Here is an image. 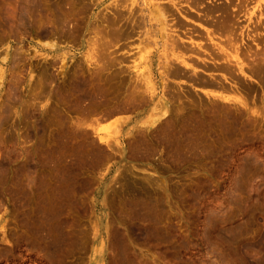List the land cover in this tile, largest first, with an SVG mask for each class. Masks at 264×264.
Segmentation results:
<instances>
[{
	"label": "rangeland",
	"instance_id": "374dc122",
	"mask_svg": "<svg viewBox=\"0 0 264 264\" xmlns=\"http://www.w3.org/2000/svg\"><path fill=\"white\" fill-rule=\"evenodd\" d=\"M4 1H0V7L5 5L0 8V25L4 24L0 26V69L6 70L5 81L0 83V264H264V120L259 119L258 127L256 122L258 129L253 130H257L254 136H250L251 132L247 129L243 133L248 131L249 135L243 136L242 133L245 127L242 128L243 122L245 119L247 122V116L252 115L250 111H260L264 115V16H259L260 10L264 15V0H231L234 2L231 4L230 0H174L180 3V12L188 18H183L177 9L171 7L167 31L174 38L183 39L185 46L190 44L192 37L202 45L207 44L205 49L208 47V50H212L214 43H223L231 35L229 38L234 41L235 47L241 48L242 53L249 48L261 53L257 56L254 54L252 59L255 62L246 61V64L254 66L258 63L257 69L261 75L249 77L251 73L246 68L248 75L244 76L233 67V76L238 77L237 82L227 85L233 87L229 94L219 91L216 86H200L205 87L203 90L208 94L237 95L247 103L250 111L244 112L242 106L238 105L240 109L231 105L236 113L237 108L243 110L240 115H243L242 122L238 117L241 126L232 129L235 132L242 129L241 132L238 134L239 131L235 133L231 130L232 134H228L232 136L229 137L226 129L215 125L212 132H206V140H200L202 144L200 142L201 147H198L201 150L198 148L193 154L176 150V140H171L167 128L173 125L172 122L178 126L182 124L180 117L186 112H194L197 116L200 113V118L206 108L202 106L205 98L209 100L204 104H210L207 109L213 99L202 94L205 96L203 98L196 93L188 84L187 75L169 78L163 64H167L174 52L178 54L180 51H177L178 47L172 50V42L169 44L170 40H164L156 26L143 27V31L137 26L133 27L134 21L140 19V0L135 5L138 8H133L137 11L133 15L130 9L120 7V4L130 3V0H47V3L46 0H38V5L42 7H36L35 18L40 19L41 23L49 26L51 18L59 11L61 15L65 13L64 16L69 17L67 20H71V26L77 25L74 27L77 31L65 37L63 35L55 43L26 31L13 33L5 21L9 20L8 13L11 8H16L18 2ZM172 1L168 0L169 6ZM8 7L9 11L6 9ZM117 7L121 10L117 11ZM104 14L110 18H106L108 24ZM97 15L100 17L97 18ZM91 16L93 21L97 18L99 23L95 25H100L98 29L107 25L105 29L110 31H106L104 37H109H105V40L111 50L108 51L106 47L105 52L110 54H107V58L111 56L116 60L114 65L106 57L103 58L105 62L101 59V64L87 62L88 55L94 51L92 44L96 35H100L93 30L95 25L92 26L94 22L90 21ZM203 27L214 31L213 43ZM129 30L134 35H129ZM126 34L131 38H127ZM252 36L256 37L259 46L252 42ZM165 43L169 45L166 47ZM52 44L56 47L55 51L42 50L49 49L48 46ZM17 53L22 60L16 62V67L12 60L13 54ZM115 56L120 60L123 58V61L114 59ZM97 63L100 67L109 64L107 68L103 65L106 69L96 78L99 83L90 81L94 74L92 72L99 70ZM164 68L167 72H164ZM199 75L202 80L211 81L205 73L199 72ZM81 79L89 83L86 90L84 88L77 93L76 85ZM93 84L96 88H92ZM14 86L18 91L13 94ZM83 90L90 93L101 90L97 96L98 101H102L100 106L95 104L94 108V105H87L90 99L84 102L79 100L77 94L83 93ZM136 92L138 95L133 96ZM141 94L145 99L148 97L149 104L151 101L153 104L140 105ZM133 98L137 99V103ZM132 101L133 105L129 103ZM229 106L222 108L224 111L227 108V111L231 109ZM153 107H158L160 111L158 108L155 111ZM167 111L171 116L169 118L164 115ZM175 115L180 117L175 118ZM6 116L11 118L7 119ZM224 133L227 139H224ZM258 134L262 135V139ZM216 136L217 139L214 138ZM100 139L105 141L101 142ZM204 141H212L213 145ZM109 142L113 148L108 147ZM203 143L210 147L202 146ZM206 147L211 150L208 151ZM203 152L206 154L203 155ZM29 173H32V177Z\"/></svg>",
	"mask_w": 264,
	"mask_h": 264
},
{
	"label": "bare ground",
	"instance_id": "6f19581e",
	"mask_svg": "<svg viewBox=\"0 0 264 264\" xmlns=\"http://www.w3.org/2000/svg\"><path fill=\"white\" fill-rule=\"evenodd\" d=\"M0 1H4V0H0ZM138 1L139 0H130V3H127V4H120V7H122V8H124L125 10H127V9H130L131 10V13H132V15H133V12H137V11H134V9L133 8H135V5H138ZM141 2H140V7L138 8V7H136L135 8V10L138 8L139 10H140V13L139 14H141V15H139L140 16V19L138 20V22H136V21H134V23L135 24H133V27H138L140 30H142L143 29V27L146 29V27H148L149 25L150 26H156L157 28H159V34H160V36H162L163 35V37H165V39L164 40H170V43L169 44H171V42H172V46L171 47H173L172 48V50H177V48L176 47H178V49L179 50H177V51H180V53H178V54H175V52H174V54L171 56V57H169V56H166L167 58H168V60L166 61V63L167 64H163V65H166L165 66V68H166V70L168 71H165V68H164V72H167V74H168V76H170L169 78H171V77H181V75H183V77H184V75L186 76L187 75V78H188V84L195 90V92L196 93H200V95L203 97L204 95H206V96H208V97H211V99H213L212 101H211V108L210 107H208V109H207V106H209L210 104L208 103V105L207 104H204L205 102H206V100L208 101L209 99H207V98H205V96L203 97V98H205L206 100H205V102L203 103V107L204 106H206V108H205V110H203V111H205V112H203L202 111V115H201V117L200 118H198V116L200 115V113H199V115L197 116V114L195 113L194 114V112L192 111V109H190V111L191 112H193V113H190V112H186V114H182V117H184V119H182V117H180L179 115V117L181 118V120L183 121V123L182 124H180L181 123V121L178 123V124H180L179 126L177 125V124H175L174 125V123L172 122V126H171V124L169 125V126H171L170 128L168 127L167 128V132H168V134L169 135H171L172 137H174V139L171 137V140H173V141H175V145L174 144H172V145H174V146H176L177 147V149H176V147H175V149L176 150H183V152H186V153H188V152H190L191 154H193L192 152L194 151V150H197L199 147L198 146H200L201 147V144H202V142L200 141V140H202L203 141V138L205 139V137L204 136H207V134H206V132L208 131V130H210L211 132H212V129H214V127L216 128V126H218L219 128H223V129H226V134H228V132L230 133L231 132V130L233 129V128H237V126L238 125H240L239 123H240V121H239V116L242 114V112H243V110H241V111H239V108L241 109V107L240 106H242L243 107V109H244V112H245V110L246 111H250V109H247V106L248 105H246L245 103H244V101H243V99H241V98H238V97H236V96H229L228 94H229V91H231V89L233 88H229V86H227L228 84H232V82H233V84L235 83V82H237V81H235L236 79H237V77L236 78H234L235 76H233V67H235V68H237L238 70H239V72H240V74H242V75H248V72L246 71L247 69L246 68H248V70H249V72L251 73V75H248L249 77H252V76H256V75H258V74H260L261 75V73L258 71V69H257V67H258V63L256 64V66H254V65H249V64H246V61L247 60H251L252 61V63L253 62H255L256 60L255 59H252L253 58V56H254V54H255V56H257V55H260L261 53H258V51H255V52H253L252 50H253V48L251 49V48H249V50H247V51H245V52H243L242 53V51H241V48H238L237 46L235 47V43H233L234 41H231V39L229 38L230 36H227L228 37V39L227 38H225V40H224V42L223 41H221V42H223V43H214L213 45H212V50H208L209 48L207 47L206 49H205V47L204 46H206V45H202V43L201 42H196L192 37H190V41H189V45H187V46H185L184 44L185 43H183V39H181L180 37H179V40L180 41H182V42H180L176 37V39L173 37V35L172 34H170L167 30V28H168V18H169V16H168V14H170V12H171V7H173V8H175V9H177L178 10V12L181 14V16L183 17V18H185V19H187L188 17L186 16V14L184 15L183 13H181L182 12V10H181V8H179L178 6H181L180 5V3H176V2H174V0L170 3V6H169V2H168V0H140ZM170 1V0H169ZM263 1V0H262ZM2 2H0V4L2 3ZM5 2V1H4ZM11 2V1H10ZM16 2H18L15 6H16V8H11V6H9V5H7V6H9L11 9H10V11H9V7L8 8H6L8 11H9V13H8V18H9V20L8 19H6V23L8 22L9 23V29H11V30H13V33H16V31H26V32H29V34L30 33H34L35 35L37 34V35H39V37L40 38H42V40H46V41H50V43L51 42H53V43H55V41H57V39H59L60 37H63V35H64V37H65V35L67 36V35H70V34H73L75 31H77V30H75V28L74 27H76V26H71L70 24H71V20L69 21V20H67L68 18H66L65 16H64V14H60V12L59 11H57V14H53V13H51V14H53L54 16H53V18H51V23H50V25L49 26H46L45 24H43V23H41L39 20L40 19H36L35 18V10H37L36 9V7L37 6H40V5H38L39 3H38V0H16ZM40 2V1H39ZM74 2V1H73ZM73 2H72V4H73ZM127 2V1H126ZM231 2H233V1H231L230 0V4H231ZM245 2V1H244ZM250 2V1H249ZM7 3H9V2H7ZM6 3V4H7ZM46 3H47V0H46ZM62 3V2H61ZM60 3V4H61ZM67 3V2H66ZM66 3H65V5H66ZM234 3V2H233ZM240 3V2H239ZM10 4V3H9ZM42 4V3H41ZM44 4V3H43ZM77 4H78V2H77ZM245 4V3H244ZM48 5V4H47ZM53 5V4H52ZM69 5H70V3H69ZM99 4H97V6H98ZM3 6H5V5H1V7H3ZM46 6V5H45ZM51 6V5H50ZM49 6V7H50ZM54 6V5H53ZM76 6V5H75ZM74 6V7H75ZM115 6H119V5H115ZM239 6V5H238ZM258 6V5H257ZM261 6V5H260ZM260 6L258 7V8H260ZM0 7V8H1ZM13 7V6H12ZM40 7H42V5L40 6ZM39 7V8H40ZM48 7V6H47ZM66 7V6H65ZM78 7V6H77ZM119 7V8H120ZM227 7V6H226ZM240 7V6H239ZM263 7V6H262ZM38 8V7H37ZM54 8V7H53ZM62 8V7H61ZM118 7L117 8H115L117 11H118V9H119ZM127 8V9H126ZM191 8V7H190ZM238 8V7H237ZM41 9V8H40ZM45 9V8H44ZM81 9V8H80ZM174 9V10H175ZM192 9V8H191ZM1 10V9H0ZM3 10V9H2ZM49 10H52V9H49ZM65 10V9H64ZM78 10V9H77ZM83 11H84V9H82ZM86 10H88V9H86ZM119 10H121V9H119ZM224 10V9H223ZM226 10V9H225ZM224 10V11H225ZM239 10V9H238ZM3 11H5V13H6V10H3ZM42 11V10H41ZM44 11V10H43ZM73 11V10H72ZM82 11V12H83ZM116 11V12H117ZM181 11V12H180ZM262 11L263 10H260V15L259 16H261V17H263L264 15H263V13H262ZM69 12H70V10H69ZM120 12V11H119ZM125 12V11H124ZM212 12V11H211ZM1 13V12H0ZM6 13V14H7ZM39 13V12H38ZM55 13V12H54ZM72 13V12H71ZM78 13V12H77ZM81 13V12H80ZM173 13V12H172ZM42 13H40V15H41ZM46 14V13H45ZM50 14V13H49ZM48 14V15H49ZM73 14V13H72ZM75 14H76V12H75ZM85 14V13H84ZM87 14V13H86ZM121 14V13H120ZM135 15H136V13H134ZM253 14H255V12L254 13H252V15ZM258 14V13H257ZM4 15V14H3ZM38 15V14H37ZM37 15H36V17H37ZM47 15V16H48ZM70 15V14H69ZM74 15V14H73ZM101 15V14H100ZM105 15V14H104ZM117 15V14H116ZM124 15H125V13H124ZM5 16V15H4ZM51 16V15H50ZM98 16L99 15H97V18H98ZM137 16V15H136ZM136 16H134V17H136ZM207 16V15H206ZM231 16V15H230ZM229 16V17H230ZM258 16V17H259ZM1 17V16H0ZM41 17V16H40ZM44 17H45V15H44ZM44 17H43V19H44ZM72 17H74V16H72ZM77 17V16H76ZM85 17V16H84ZM88 17V16H87ZM100 17V16H99ZM111 17V16H110ZM117 17V16H116ZM118 17H119V13H118ZM117 17V18H118ZM120 17H121V15H120ZM129 17V16H128ZM138 17V16H137ZM208 17H210V15L208 16ZM226 17V16H225ZM6 18V17H5ZM5 18H4V20H5ZM75 18V17H74ZM93 16H91V18H90V21L92 20V22H94L93 23V25L92 26H94L95 25V23H99L98 21H97V18L95 17L94 18V20L96 21H93ZM103 18V17H102ZM105 21L107 20L106 18H108L106 15H105ZM104 18L102 19L103 20V23L105 22L104 21ZM122 18V17H121ZM139 18V17H138ZM241 18V17H240ZM3 19V18H2ZM77 19V18H76ZM75 19V20H76ZM100 20H101V18H99ZM109 20H110V18H108ZM125 19H126V17H125ZM136 19V18H135ZM134 19V20H135ZM225 19H227V18H225ZM252 18L250 17V20H251ZM8 20V21H7ZM14 20L17 22H14ZM46 20V19H45ZM44 20V21H45ZM47 20H48V18H47ZM73 20V19H72ZM84 20H85V18H84ZM131 20V19H130ZM130 20H128V21H130ZM207 20V19H206ZM209 20V19H208ZM1 21V20H0ZM10 21H13V23H11ZM40 22V23H37V22ZM74 21V20H73ZM77 21V20H76ZM78 21H80V20H78ZM116 21H118V20H116ZM127 21V20H126ZM127 21V22H128ZM170 21V20H169ZM172 21V20H171ZM179 21V20H178ZM239 21V20H238ZM75 22V21H74ZM82 22V21H81ZM81 22H80V24H81ZM92 22H91V24H92ZM107 22V21H106ZM110 22H112V21H110ZM114 22V21H113ZM112 22V23H113ZM121 22V21H120ZM132 22V21H131ZM208 22V21H207ZM224 22V21H223ZM222 22V23H223ZM227 22H228V20H227ZM236 22V21H235ZM3 23H4V21H3ZM7 23V24H8ZM46 23H48V22H46ZM79 23V22H78ZM111 23V24H112ZM115 23V22H114ZM122 23V22H121ZM133 23V22H132ZM178 23V22H177ZM220 23V22H219ZM219 23H217V24H219ZM257 23V22H256ZM263 23V22H262ZM7 24H6V26L5 27H7ZM43 24V25H42ZM106 24H108V22L106 23ZM125 24L126 25H128L126 22H125ZM131 24V23H130ZM224 24V23H223ZM237 24V23H236ZM235 24V25H236ZM238 24H240V23H238ZM259 24V23H258ZM1 25H4V24H1ZM0 25V26H1ZM72 25H73V23H72ZM135 25V26H134ZM225 25H227V24H225ZM79 26V25H78ZM83 26V25H82ZM100 26V25H99ZM99 26L98 25H95L94 27H95V29H93L94 30V32L96 33V32H98L100 35L98 36V35H96V40H94V44H92L93 45V50L94 51H92V54H90V55H88V57L87 58H89L88 60H87V62L89 61L90 63H92V62H94L93 64L95 65L96 63L95 62H99L100 64L104 61L103 60V58H107V56L108 55H110L109 53H106L105 52V48L107 47V49H108V46H107V42H106V40H105V37H104V35H106L105 33H106V31H107V29H105V28H107V25H104V26H106V27H104V26H101V27H104L103 29H98L99 28ZM113 26V25H112ZM129 26V25H128ZM127 26V27H128ZM178 26V25H177ZM223 27H224V25H222ZM233 26V25H232ZM3 27V26H2ZM73 27V28H72ZM100 27V28H101ZM223 27H221L222 28V30H223ZM259 27V26H258ZM4 28V27H3ZM79 28V27H78ZM83 28V27H82ZM117 28V27H116ZM129 28V27H128ZM131 28V27H130ZM151 28V27H150ZM181 28V27H180ZM220 28V29H221ZM7 29V28H6ZM80 29V28H79ZM91 29V28H90ZM104 29H105V31H104ZM113 29V28H112ZM111 28H110V30H112ZM119 29H120V27H119ZM118 29V30H119ZM124 29V28H123ZM152 29H155V28H152ZM203 29L207 32V34H208V39H209V41L210 42H214V37L213 36H215V33H214V31L212 30H208V29H206V28H204L203 27ZM247 29V28H246ZM15 30V31H14ZM92 30V31H93ZM121 30V29H120ZM119 30V31H120ZM131 30H134V28L133 29H131ZM144 30V29H143ZM142 30V31H143ZM147 30H148V28H147ZM146 30V31H147ZM228 30V29H227ZM240 30V29H239ZM255 30V29H254ZM2 31V30H1ZM6 31V30H5ZM116 31V30H115ZM128 31V30H127ZM150 31H151V29H150ZM8 32V31H7ZM12 32V31H11ZM81 32V31H80ZM93 32V33H94ZM108 32H110V31H107V33ZM139 32H141V31H139ZM163 32H164V34H163ZM166 32H168V33H166ZM227 32V31H226ZM6 33V32H5ZM5 33H2V34H4L5 35ZM9 33V32H8ZM77 33V32H76ZM113 33V32H112ZM118 33V32H117ZM132 32L129 30V32H128V34L130 35ZM147 33V32H146ZM154 33V32H153ZM156 33V32H155ZM176 33V32H175ZM17 34V33H16ZM19 34V33H18ZM28 34V33H27ZM79 34V33H78ZM133 35H134V33H132ZM143 33L141 32V35H142ZM151 34V33H150ZM193 34V33H192ZM3 35V36H4ZM36 35V36H37ZM109 35V34H108ZM112 35H114V34H112ZM115 35H117V34H115ZM139 35V34H138ZM146 35V34H145ZM158 35V34H157ZM165 35V36H164ZM259 35V34H258ZM6 36H8L7 34H6ZM12 36V35H11ZM14 36V35H13ZM18 36V35H17ZM16 36V37H17ZM95 36V35H94ZM119 36V35H118ZM117 36V37H118ZM127 38H131L130 36L128 37L127 36V34L125 35ZM132 36V35H131ZM155 36V35H154ZM198 36V35H197ZM203 36V35H202ZM233 36H234V34H233ZM261 36V35H260ZM9 37V36H8ZM21 37V36H20ZM79 37V36H78ZM108 37V36H107ZM106 37V38H107ZM113 37V36H112ZM119 37H122V35L121 36H119ZM141 37V36H140ZM187 37V36H186ZM194 37V36H193ZM204 37V36H203ZM225 37V36H224ZM232 37V36H231ZM255 37V36H254ZM10 38V37H9ZM71 38V37H70ZM76 38V37H75ZM74 38V39H75ZM95 38V37H94ZM93 38V39H94ZM109 38V37H108ZM124 38V37H123ZM197 38V37H196ZM250 38V37H249ZM252 38H253V36H252ZM2 39V38H1ZM3 39H5V38H3ZM34 39V38H33ZM63 39V38H62ZM69 39V38H68ZM117 39V38H116ZM201 39H203V38H201ZM258 39V38H257ZM21 40V39H20ZM71 40H73V39H71ZM91 40V39H90ZM110 40V39H109ZM144 40H145V38H144ZM148 41H149V38L147 39ZM217 40V39H216ZM219 40V39H218ZM235 40V39H234ZM252 40V42H255L256 43V37L255 38H253V39H251ZM0 41H2V40H0ZM18 41V40H17ZM39 41V40H38ZM77 41V40H76ZM88 41V40H87ZM91 41H93V40H91ZM112 41V40H111ZM110 41V42H111ZM151 41V40H150ZM186 41V40H185ZM42 42H44V41H42ZM75 42V41H74ZM145 42H146V40H145ZM162 42H163V39H162ZM168 42V41H167ZM217 42V41H216ZM219 42H220V40H219ZM258 42V41H257ZM158 43V42H157ZM182 43V44H181ZM186 43H188V42H186ZM233 43V44H232ZM111 45H112V43H110ZM166 44V43H165ZM165 44H163V45H165ZM168 44V43H167ZM167 44H166V47H167ZM168 44V45H169ZM259 44V43H258ZM257 43L255 44L256 46H259ZM109 45V44H108ZM209 45V44H208ZM110 46V45H109ZM22 47V46H21ZM49 47V49H43L42 48V50H48V52L50 51V52H53V51H55L56 50V47L55 46H53V44H52V46L50 47V46H48ZM171 47L169 48V46H168V48L169 49H171ZM110 49V48H109ZM109 49H108V51H109ZM211 49V48H210ZM21 50V49H20ZM111 50V49H110ZM174 50V51H175ZM24 51V50H23ZM34 51H35V49H34ZM37 51H38V49H37ZM107 51V50H106ZM15 52V51H14ZM20 53H21V51H19ZM13 53V52H12ZM110 53H112V52H110ZM263 53H264V51H263ZM22 54V53H21ZM108 54V55H107ZM112 54H114V51H113V53ZM111 54V55H112ZM201 54H204V55H206L205 57H202L201 56ZM14 55V59L12 60V61H14V64H16V62L21 58L20 57V54L19 53H17V54H13ZM12 55V56H13ZM38 55H41V54H38ZM38 55H36V56H38ZM115 55V54H114ZM114 55H112V57H114ZM166 55V54H165ZM164 55V56H165ZM170 55V54H169ZM41 56H43V54L41 55ZM121 56V55H120ZM119 56V57H120ZM20 57V58H19ZM61 57V56H60ZM110 58V59H109ZM109 58H107V60L109 59L110 61L112 60V64H113V62H115L114 60H113V58H111V56H109ZM163 58V57H162ZM3 59H5V58H3ZM28 59V58H27ZM101 59L103 60V61H101ZM114 59H117V57L115 56V58ZM119 59V58H118ZM117 59V60H118ZM123 59V58H122ZM121 59V60H122ZM20 60H22V59H20ZM120 59H119V61H121ZM221 60H222V62H221ZM5 61V60H4ZM105 61H106V59H105ZM104 61V62H105ZM123 61V60H122ZM107 62H109V61H107ZM118 62V61H117ZM116 62V63H117ZM162 62H164V61H162ZM99 63H97V70L98 71H96L95 70V72H92V73H94L93 75H91V79H90V81H97L96 80V78L99 76V75H101L102 73V71L103 70H105L106 68H107V65H109L108 63H106V64H103L104 65V67L106 66V68H104L103 67V65L100 67V66H98V64ZM111 63V62H110ZM92 64V65H93ZM111 64V65H112ZM118 64V63H117ZM20 65V64H19ZM22 65V64H21ZM25 65V64H24ZM93 65V66H94ZM114 65V64H113ZM112 65V66H113ZM161 65V64H160ZM249 65V66H248ZM13 67V66H12ZM16 67H17V64H16ZM32 67V66H31ZM22 68V67H21ZM234 68V69H235ZM16 69V68H15ZM14 69V70H15ZM93 70V69H92ZM47 71V70H46ZM45 71V72H46ZM100 71V72H99ZM18 72V71H17ZM16 72V73H17ZM43 72V71H42ZM199 72H203V73H205L206 74V76L208 75L209 77H210V79H211V81H207L206 79L205 80H202L200 77V75H199ZM84 73V72H83ZM101 73V74H100ZM123 73V72H122ZM13 74V73H12ZM44 74V73H43ZM46 74V73H45ZM104 74H105V72H104ZM103 74V75H104ZM192 74V75H191ZM201 74V73H200ZM5 75H6V70L4 69V68H2V69H0V83H4V81H5ZM81 75V74H80ZM108 75V74H107ZM202 75V74H201ZM90 76V75H89ZM167 76V75H166ZM204 76V75H203ZM10 77V76H9ZM13 77V76H12ZM15 77V76H14ZM13 77V78H14ZM76 77V76H75ZM102 77V76H101ZM259 77V76H258ZM263 77V76H262ZM11 78V77H10ZM16 78V77H15ZM186 78V77H185ZM186 78V79H187ZM204 78H205V76H204ZM221 78V79H220ZM264 78V77H263ZM21 78H19V80H20ZM53 79V78H52ZM77 79V78H76ZM112 79V78H111ZM239 79V78H238ZM261 79V78H260ZM40 80V79H39ZM44 80H45V78H44ZM47 80V79H46ZM73 80H75V79H73ZM81 80H84V81H81ZM81 80H79V82L77 83V88H76V90L78 91L77 93H79V91H81L82 89H84L85 87H87V84L89 83L88 81V83L85 81V79H81ZM107 80H108V78L106 79V81L105 82H107ZM14 81H17V79H15ZM35 81V80H34ZM139 81H140V79H139ZM12 82V80L10 81V83ZM77 82V81H76ZM91 82V83H92ZM98 82V81H97ZM102 82V81H101ZM15 84H17V82H14ZM20 83V82H19ZM42 83H44V82H42ZM96 83V82H95ZM99 83V82H98ZM11 84H13V83H11ZM14 84V85H15ZM40 84V83H39ZM97 84V83H96ZM102 84V83H101ZM204 85V86H207V87H209V86H216L218 89H219V91H221V92H224V94H225V92H228V96L227 95H224V94H220V95H218V94H208V93H206L204 90H205V87H203V88H201L202 86L201 85ZM44 85V84H43ZM237 85V84H236ZM70 86H72V85H70ZM201 86V87H200ZM234 86V85H233ZM89 87V86H88ZM140 87V86H139ZM206 87V88H207ZM235 87V86H234ZM65 88V87H64ZM68 88H70V87H68ZM92 88H96V85H92ZM91 88V89H92ZM102 88V87H101ZM14 90L12 91V93L14 92V91H18L17 89L18 88H16V86H14V88H13ZM71 89V88H70ZM102 89H104V88H102ZM135 89V88H134ZM166 89V88H165ZM190 89V88H189ZM204 89V90H203ZM20 90V89H19ZM84 90H86V88L84 89ZM83 90V91H84ZM93 90H95V89H93ZM98 90V89H97ZM139 90H140V88H139ZM154 90V89H153ZM235 90V89H234ZM72 91V90H71ZM96 91V90H95ZM101 91V90H100ZM99 91V93L98 92H93V93H90L89 92V90H88V92H86V91H84L83 93H81V94H77V95H79L78 97V99L79 100H82L83 102H84V100H89L90 99V101L87 103V105L89 104V105H94V108H95V104H96V106L97 105H99L100 106V104L102 103V101H101V103H100V101H98V95H100V92ZM103 91V90H102ZM133 91H135V90H133ZM74 92V91H73ZM76 92V91H75ZM92 92V91H91ZM149 92V91H148ZM233 92V91H232ZM235 92V91H234ZM10 93H11V91H10ZM66 93V92H65ZM140 93V92H139ZM143 93V92H142ZM151 93V92H150ZM191 93H193V92H191ZM220 93V92H219ZM239 93V92H238ZM237 93V94H238ZM14 94V93H13ZM16 95H17V92L15 93ZM56 94V93H55ZM103 94V93H102ZM134 95L133 96H135V95H138L137 94V92H136V94L135 93H133ZM152 94H154V93H152ZM197 94V95H198ZM202 94H204V95H202ZM241 94V93H240ZM9 95V94H8ZM63 95H65V94H63ZM141 95H143V94H141ZM173 95V94H172ZM199 95V96H200ZM239 95V94H238ZM10 96V95H9ZM109 96V95H108ZM178 96V95H177ZM192 96V95H191ZM56 97V96H55ZM104 97H105V94H104ZM174 97V96H173ZM179 97V96H178ZM190 97V96H189ZM202 97H200V99L202 98ZM241 97V96H240ZM11 98H12V96H11ZM14 98V97H13ZM17 98V97H16ZM21 98V97H20ZM61 98V97H60ZM101 98H103V97H101ZM132 98V97H131ZM148 98V97H147ZM146 98V99H147ZM153 98V97H152ZM202 98V99H203ZM64 99V98H63ZM68 99H70V98H68ZM109 99V98H108ZM128 99V98H127ZM140 101H139V104L140 105H142V106H144V105H146V104H149V102H147L148 101V99L146 100L145 99V96L143 95V97H141L140 96ZM201 99V100H202ZM9 100V99H8ZM11 100H13V99H11ZM19 100V99H18ZM71 100V99H70ZM99 100H100V98H99ZM132 100H134V98L132 99ZM135 100H137V99H135ZM134 100V101H135ZM153 100V99H152ZM204 100V99H203ZM245 100V99H244ZM7 101V100H6ZM64 101V100H63ZM66 101V100H65ZM81 101V102H82ZM111 101V100H110ZM128 101V100H127ZM130 101V100H129ZM150 101V100H149ZM69 102H71V101H69ZM74 102V101H73ZM72 102V103H73ZM76 102V101H75ZM80 102V101H79ZM106 102H108V101H106ZM123 102V101H122ZM152 102V104H153V101H151ZM151 102H150V104H151ZM191 102V101H190ZM9 103H10V101H9ZM8 103V104H9ZM77 103V102H76ZM75 103V104H76ZM121 103V102H120ZM126 103V102H125ZM130 104H134V102L132 101V103L131 102H129ZM135 103H137L136 101H135ZM158 103H160V102H158ZM162 103V102H161ZM207 103V102H206ZM15 104V103H14ZM24 104V103H23ZM123 104H124V102H123ZM149 104V105H150ZM68 105V104H67ZM80 104H78V106H79ZM87 105L84 107V110H85V108L87 107ZM103 105V104H102ZM116 105V104H115ZM155 105V104H154ZM153 105V106H154ZM158 105V104H157ZM162 105V104H161ZM189 105V104H188ZM226 105H230L229 107L232 109V106L231 105H233V106H238V105H240V106H238L239 108H235L236 109V111H238V112H241V113H236L235 111H233V109L231 110H227L226 111V109H225V111H224V109L222 108V107H225ZM77 106V105H76ZM75 106V107H76ZM138 106V105H137ZM148 106V105H147ZM156 106V105H155ZM159 106V105H158ZM163 106V105H162ZM201 106V107H202ZM7 107V106H6ZM29 107V106H28ZM27 107V108H28ZM121 107V106H120ZM123 107V106H122ZM160 107V106H159ZM171 107V106H170ZM194 107V106H193ZM198 107V106H197ZM202 107V108H203ZM228 107V108H229ZM255 107V106H254ZM9 109L11 108V107H8ZM8 108H6V109H8ZM14 108V107H13ZM12 108V109H13ZM82 108V107H81ZM81 108H80V110H81ZM119 108V107H118ZM133 108V107H132ZM136 108V107H135ZM138 108V107H137ZM158 108V107H157ZM156 107H153V109L156 111V109H157ZM161 109H162V107H160ZM191 108V107H190ZM210 108V109H209ZM234 108V107H233ZM1 109L3 110V107H1ZM5 109V110H6ZM36 109V108H35ZM101 109V108H100ZM99 109V110H100ZM107 109V108H106ZM105 109V110H106ZM113 109V108H112ZM115 109V108H114ZM159 109V108H158ZM157 109V110H158ZM175 109V108H174ZM195 108H193V110H194ZM200 109V108H199ZM79 110V111H80ZM97 110V109H96ZM104 110V111H105ZM153 110V111H154ZM252 110H253V108H252ZM9 111V110H8ZM12 111V110H11ZM82 111V110H81ZM87 111V110H86ZM90 111V110H89ZM115 111V110H114ZM154 111V112H155ZM159 111H160V109H159ZM171 111H172V109H171ZM186 111V110H185ZM195 111H197V110H195ZM230 111H232V112H230ZM93 112V111H92ZM96 112V111H95ZM110 112V111H109ZM123 112V111H122ZM184 112V111H183ZM251 113L250 114H252V115H250L251 116V118H250V116L248 115V113L246 114V115H248L247 116V122H246V119H245V122H243L242 124H243V126H242V128L245 126H247V128H243V130L242 129H239L238 131H234V130H232V131H234L235 133H237L238 132V134L241 132V130H242V133H243V131H244V129H247L248 131H250L251 133H249L248 131H245L244 133H243V136H245V134L247 135L248 133L250 134V136L252 135V136H254L253 135V133L255 132V131H257V130H255V131H253L254 129H258V128H256V126L258 127V126H260L259 125V119H261V120H264V115L262 114V113H260V111H250ZM263 112V111H262ZM10 113V112H9ZM52 113V112H51ZM78 113V112H77ZM117 113V112H116ZM159 113V112H158ZM165 114V116L167 117V118H169V117H171V116H169V113H168V111L167 112H164ZM180 113V112H179ZM264 113V112H263ZM113 114V113H112ZM7 115V114H6ZM56 115V114H55ZM65 115V114H64ZM82 115H83V113H82ZM96 115V114H95ZM98 115H99V113H98ZM109 115V114H108ZM184 115V116H183ZM196 115V116H195ZM245 115V114H244ZM48 116V115H47ZM85 116V115H84ZM92 116V115H91ZM104 116V115H103ZM177 115H175V118H177L178 117ZM1 117V116H0ZM3 117V116H2ZM85 117H87V116H85ZM94 117V116H93ZM100 117V116H99ZM107 117V116H106ZM172 117H174V116H172ZM242 117H243V115H242ZM242 117L240 116V118H241V122H242ZM4 118V117H3ZM6 118H7V116H6ZM5 118V119H6ZM8 118H11V116L10 117H8ZM7 118V119H8ZM245 118V117H244ZM63 119V118H62ZM93 119V118H92ZM104 119H105V117H104ZM106 119H108V118H106ZM61 120V119H60ZM176 120V119H175ZM8 121V120H7ZM10 121V120H9ZM52 121V120H51ZM104 121V120H103ZM178 121V120H177ZM3 122V121H2ZM67 122V121H66ZM89 122V121H88ZM96 122V121H95ZM98 122V121H97ZM166 122V121H165ZM168 122V121H167ZM256 122H257V124L258 125H256ZM9 123V122H8ZM60 123H61V121H60ZM63 123V122H62ZM78 123V122H77ZM245 123H246V125H245ZM1 124V123H0ZM5 124H6V121H5ZM80 124V123H79ZM88 124V123H87ZM92 124V123H91ZM167 124V123H166ZM43 125V124H42ZM61 125H63V124H61ZM69 125V124H68ZM78 125V124H77ZM216 125V126H215ZM256 125V126H255ZM1 126V125H0ZM64 126V125H63ZM62 126V127H63ZM86 126V125H85ZM89 126V125H88ZM87 126V127H88ZM166 126H168V125H166ZM166 126H164V127H166ZM214 126V127H213ZM241 126V125H240ZM87 127H86V129H87ZM213 127V128H212ZM218 127H217V129H218ZM75 128H76V126H75ZM89 128H91V127H89ZM238 128H239V126H238ZM237 128V129H238ZM241 128V127H240ZM260 128V127H259ZM64 129V128H63ZM68 129V128H67ZM78 129V128H77ZM80 129H82L81 127H80ZM85 129V130H86ZM158 129V128H157ZM69 130V129H68ZM90 130V129H89ZM161 130V129H160ZM252 130V131H251ZM261 130V129H260ZM4 131V130H3ZM57 131V130H56ZM60 131V130H59ZM209 131V132H210ZM214 131V130H213ZM223 131H225V130H223ZM86 132V131H85ZM88 132V131H87ZM94 132V131H93ZM233 132V133H234ZM260 132V131H259ZM258 132V133H259ZM1 133V132H0ZM29 133V132H28ZM60 133V132H59ZM72 133H73V131H72ZM82 133V132H81ZM143 133V132H142ZM161 133H162V131H161ZM164 133H165V131H164ZM215 133V132H214ZM221 133V132H220ZM224 133V134H225ZM234 133V134H235ZM256 134H257V132H255ZM254 133V134H255ZM141 134V133H140ZM216 134V133H215ZM219 134V133H218ZM225 134V137H224V139L226 138V135ZM231 134H232V132H231ZM248 134V135H249ZM261 134V133H260ZM260 134H258L259 136H260ZM145 135V134H144ZM150 135V134H149ZM167 135V134H166ZM211 135H213V134H210V136ZM230 134H228V136H229ZM242 135V134H241ZM38 136V135H37ZM69 136H70V134H69ZM75 136V135H74ZM73 136V137H74ZM98 136V135H97ZM209 136V135H208ZM232 135H230L229 137H231ZM235 136V135H234ZM233 136V137H234ZM249 136V137H250ZM256 136V135H255ZM258 136V137H259ZM262 136V135H261ZM261 136H260V139H262L261 138ZM27 137V136H26ZM60 137V136H59ZM68 137V136H67ZM66 137V138H67ZM72 137V138H73ZM83 137V136H82ZM168 137V136H167ZM232 137V138H233ZM257 136H256V138H258ZM57 138H58V135H57ZM207 138V137H206ZM215 139H217V136L216 137H214ZM243 138V137H242ZM246 138H248V137H246ZM255 138V140H257ZM31 139V138H30ZM71 139V138H70ZM74 139V138H73ZM78 139V138H77ZM104 139V138H103ZM103 139H100V141L101 142H103V141H105V140H103ZM209 139H211V138H208V140ZM221 139V138H220ZM223 139V138H222ZM227 139V138H226ZM228 139H230V138H228ZM249 140H250V142H251V137L250 138H248ZM52 140V139H51ZM61 140V139H60ZM83 140V139H82ZM169 140H170V138H169ZM206 140V139H205ZM248 140V141H249ZM26 141V140H25ZM53 141V140H52ZM56 141V140H55ZM84 141V140H83ZM82 141V142H83ZM93 141V140H92ZM141 141V140H140ZM162 141V140H161ZM212 141H215V140H212ZM212 141H204L205 143H208V142H211V146L213 145L212 144ZM253 141H254V138H253ZM63 142V141H62ZM85 142V141H84ZM91 142V141H90ZM159 142V141H158ZM164 142V141H163ZM200 142H201V144H200ZM256 142V141H255ZM75 143V142H74ZM88 143V142H87ZM56 144H58L57 142H56ZM109 144H110V146H109ZM138 144V143H137ZM200 144V145H199ZM91 144H89V146H90ZM114 145V144H113ZM204 145H206V144H204L203 143V145L202 146H204ZM208 145H210V144H208ZM69 146V145H68ZM78 146V145H77ZM85 146V145H84ZM86 146H87V144H86ZM107 146V145H106ZM207 146V145H206ZM59 147H60V145H59ZM108 147H112L111 146V143L109 142L108 143ZM145 147H146V145H145ZM162 147V146H161ZM208 147V146H207ZM206 147V148H207ZM210 147V146H209ZM208 147V148H209ZM214 147V146H213ZM61 148V147H60ZM59 148V149H60ZM65 148V147H64ZM87 148V147H86ZM113 148V147H112ZM152 148V147H151ZM154 148V147H153ZM203 149H205L204 147H202ZM207 148V150L208 151H210L209 149ZM62 149H63V146H62ZM71 149V148H70ZM79 149V148H78ZM77 149V150H78ZM99 149H100V147H99ZM164 149H166V148H164ZM200 149V148H199ZM58 150V149H57ZM68 150V149H67ZM66 150V151H67ZM76 150V149H75ZM83 150V149H82ZM98 150V149H97ZM115 150V149H114ZM157 150V149H156ZM174 150V149H173ZM201 150V149H200ZM53 151V150H52ZM85 151V150H84ZM83 151V152H84ZM106 151V150H105ZM141 151V150H140ZM171 151V150H170ZM175 151V150H174ZM206 151V150H205ZM207 151V152H208ZM61 152V151H60ZM88 152V151H87ZM98 152V151H97ZM177 152V151H176ZM194 152H196V151H194ZM202 152V151H201ZM213 152H214V150H213ZM53 153V152H52ZM79 153V152H78ZM86 153V152H85ZM200 153V152H199ZM211 153V152H210ZM46 154V153H45ZM89 154H90V152H89ZM92 154V153H91ZM100 154V153H99ZM175 154V153H174ZM182 154H184V153H182ZM204 154H206V152L204 153L203 152V155ZM176 155V154H175ZM174 155V156H175ZM184 155H186V154H184ZM103 156H105V155H103ZM187 156V155H186ZM167 157V156H166ZM74 158V157H73ZM106 158V157H105ZM108 158V157H107ZM109 158H110V156H109ZM174 158V157H173ZM53 159V158H52ZM75 159V158H74ZM84 159V158H83ZM169 159V158H168ZM175 159V158H174ZM182 159H183V157H182ZM179 160V159H178ZM82 161V160H81ZM84 161V160H83ZM87 161H88V159H87ZM105 161V160H104ZM72 162V161H71ZM74 162V161H73ZM58 163H59V161H58ZM81 163V162H80ZM54 164V163H53ZM57 164V163H56ZM62 164H63V162H62ZM73 164H75V163H73ZM79 164V163H78ZM85 164V163H84ZM59 165V164H58ZM60 166V165H59ZM76 166V165H75ZM83 167V166H82ZM61 168V167H60ZM70 170V169H69ZM64 171V170H63ZM77 171V170H76ZM38 173V172H37ZM81 173V172H80ZM30 174H32V173H29V175ZM55 174V173H54ZM61 174H62V172H61ZM60 174V175H61ZM50 175V174H49ZM72 175V174H71ZM75 175V174H74ZM31 176V175H30ZM64 176V175H63ZM69 176V175H68ZM67 176V177H68ZM32 177V176H31ZM49 177V176H48ZM73 177V176H72ZM54 178V177H53ZM62 178H64V177H62ZM31 179V178H30ZM52 179V178H51ZM58 179V178H57ZM45 180V179H44ZM64 180V179H63ZM72 180V179H71ZM74 180V179H73ZM48 181H50V180H48ZM58 181V180H57ZM44 182V181H43ZM51 182V181H50ZM61 182V181H60ZM69 182V181H68ZM129 182V181H128ZM29 183H30V181H29ZM59 183V182H58ZM57 183V184H58ZM45 184V183H44ZM56 184V183H55ZM70 184V183H69ZM27 185H29V184H27ZM39 186H40V184H39ZM47 186V185H46ZM60 186V185H59ZM65 186V185H64ZM38 187V186H37ZM66 187H68V186H66ZM73 187V186H72ZM71 186H70V188H72ZM127 187V186H126ZM33 188V187H32ZM35 188V187H34ZM45 188V187H44ZM65 188V187H64ZM74 188V187H73ZM129 188V187H128ZM37 189V188H36ZM41 189V188H40ZM72 190V189H71ZM47 191V190H46ZM74 191V190H73ZM59 192V191H58ZM57 192V193H58ZM35 193V192H34ZM52 193V192H51ZM72 193V192H71ZM41 194V193H40ZM69 194V193H68ZM43 195V194H42ZM45 195V194H44ZM56 195V194H55ZM48 196V195H47ZM54 196V195H53ZM58 196V195H57ZM153 197V196H152ZM53 198V197H52ZM69 198V197H68ZM31 199V198H30ZM48 199V198H47ZM56 199V198H55ZM53 200V199H52ZM154 200V199H153ZM41 201H43V200H41ZM45 201V200H44ZM155 201V200H154ZM45 203V202H44ZM67 203V202H66ZM150 203V202H149ZM154 203V202H153ZM158 203V202H157ZM38 204V203H37ZM49 204H51V203H49ZM57 204V203H56ZM70 204V203H69ZM156 204V203H155ZM43 205V204H42ZM47 208V207H46ZM55 208V207H54ZM138 208V207H137ZM146 208H148V206L146 207ZM150 209V208H149ZM155 209H156V207H155ZM154 209V210H155ZM51 211V210H50ZM145 211V210H144ZM146 211H148V209L146 210ZM145 211V212H146ZM155 212V211H154ZM153 212V213H154ZM47 213V212H46ZM43 214V213H42ZM41 214V215H42ZM44 215V214H43ZM42 215V216H43ZM135 215V214H134ZM47 216V215H46ZM50 217V216H49ZM57 217V216H56ZM145 217H147V216H145ZM149 217V216H148ZM38 218V217H37ZM42 218V217H41ZM40 218V219H41ZM52 218H54V217H52ZM159 218V217H158ZM49 219V218H48ZM44 220V219H43ZM56 220V219H55ZM159 221V220H158ZM150 222V221H149ZM156 222V221H155ZM59 224V223H58ZM155 224V223H154ZM43 225V224H42ZM159 224H157V226H158ZM149 226V225H148ZM150 229V228H149ZM152 229V228H151ZM48 230V229H47ZM161 230V229H160ZM158 232V231H157ZM145 233V232H144ZM77 235V234H76ZM116 236V235H115ZM72 237V236H71ZM123 237V236H122ZM144 237V236H143ZM156 237V236H155ZM68 238V237H67ZM84 238H86V237H84ZM124 238H126V237H124ZM43 239V238H42ZM66 239V238H65ZM122 239V238H121ZM82 240H83V238H82ZM81 240V241H82ZM86 240H87V238H86ZM55 241V240H54ZM69 241H71V240H69ZM74 241V240H73ZM58 241H56V243H57ZM62 242V241H61ZM64 242V241H63ZM67 242V241H66ZM120 242H121V240H120ZM84 243V242H83ZM60 245V244H59ZM64 245H65V243H64ZM68 246H69V244H67ZM67 245H65V246H67ZM81 245V244H80ZM84 245V244H83ZM67 246V247H68ZM121 246V245H120ZM125 246V245H124ZM128 246V245H127ZM130 246V245H129ZM55 247V246H54ZM58 248H59V246H58ZM127 248V247H126ZM60 252V251H59ZM124 260H126V259H124Z\"/></svg>",
	"mask_w": 264,
	"mask_h": 264
}]
</instances>
